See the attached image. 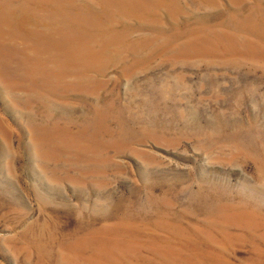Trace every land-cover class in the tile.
<instances>
[{
  "label": "rangeland",
  "instance_id": "obj_1",
  "mask_svg": "<svg viewBox=\"0 0 264 264\" xmlns=\"http://www.w3.org/2000/svg\"><path fill=\"white\" fill-rule=\"evenodd\" d=\"M0 264H264V0H0Z\"/></svg>",
  "mask_w": 264,
  "mask_h": 264
}]
</instances>
